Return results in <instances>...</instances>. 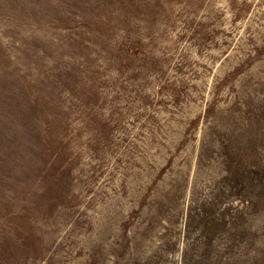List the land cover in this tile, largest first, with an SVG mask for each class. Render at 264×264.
Wrapping results in <instances>:
<instances>
[{
	"label": "rangeland",
	"instance_id": "374dc122",
	"mask_svg": "<svg viewBox=\"0 0 264 264\" xmlns=\"http://www.w3.org/2000/svg\"><path fill=\"white\" fill-rule=\"evenodd\" d=\"M0 264H264V0H0Z\"/></svg>",
	"mask_w": 264,
	"mask_h": 264
}]
</instances>
